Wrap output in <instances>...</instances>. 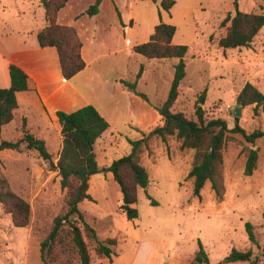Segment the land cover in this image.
<instances>
[{
    "label": "rangeland",
    "instance_id": "1",
    "mask_svg": "<svg viewBox=\"0 0 264 264\" xmlns=\"http://www.w3.org/2000/svg\"><path fill=\"white\" fill-rule=\"evenodd\" d=\"M36 1L30 13L35 18V24L42 27L43 7H38ZM175 1L172 20L162 10V0H101L98 17L86 14L96 0H68L59 19L63 24L88 33L89 37H85L86 58L95 53L116 51V54L102 60V66L93 68L98 75L93 88L91 85L88 88L90 104L108 105L107 102L114 99L116 93L114 79L124 76L134 82L143 66L137 90L144 93L148 101L130 92L132 109L141 116L140 125L148 132H141L143 135L161 126L163 120L156 107L167 99L174 65L178 60H149L121 49L125 46L124 23L130 27V20L134 19L136 25L133 32L136 34L133 37L138 38L136 42L142 43L146 34L161 23L159 11H163L165 23L178 28V36L183 38L184 45L191 48L185 57L186 77L173 111L182 112L188 119L196 121V102L207 90L203 105L206 118L224 119L229 129L239 125L247 133L264 131V113L255 116L254 106L241 105L242 116H235L239 106L237 96L247 83H252L264 93V28L249 48L224 50L218 47V40L227 32L221 24L228 16L236 14L235 0ZM16 2L18 8H24L27 1ZM238 7L245 13H262L264 0H238ZM15 8L13 0L0 2L3 42L14 52L38 45L36 37L23 36L16 31L24 30L26 24L25 20L13 18ZM96 25L98 29L93 33ZM101 83L103 85L99 87ZM2 86L3 83H0V88ZM40 127L39 133H42L47 150L52 155L53 165L25 145L18 150L0 152V180H6L10 189L31 206L29 225L17 228L0 204V264H41L40 243L50 232L55 217L66 210L67 191L61 188V177L55 170L63 138L58 124L52 120H42ZM25 128L31 133L27 123ZM39 133L35 125L31 134ZM23 135V119L17 114L14 121L5 130L3 128L0 142H16ZM35 138L38 139L37 136ZM128 140L113 133L100 141L96 153L99 166L106 168L114 160L128 155L131 152ZM150 144L142 164L148 166L150 181L154 180L147 193L157 204L153 205L140 189L139 217L128 222L120 209L119 184L111 173H102L105 187L100 190L93 188L90 194L93 201H85L80 206L86 222L95 228L99 239L115 238L118 241L114 248L117 254L122 248L136 252L141 245L137 262L147 257V264H189L199 250V243L208 253L210 264H224L233 249L251 250L255 257H259L257 264H264V138L252 145L241 134H229L223 150L225 192L222 197L216 195L209 182L203 188L201 197L193 196V180L187 177V171L193 165V150L182 149L181 143L174 137L169 138L166 144L159 138H153ZM249 149L258 150L259 155L252 175L245 174ZM167 155L170 159L175 157V163L172 159L168 163L174 166L175 172L170 173L166 168ZM154 165L158 167L153 169ZM247 223L254 226L255 243L249 239ZM90 249L93 264L108 261L97 257L94 244L90 243Z\"/></svg>",
    "mask_w": 264,
    "mask_h": 264
},
{
    "label": "trees",
    "instance_id": "2",
    "mask_svg": "<svg viewBox=\"0 0 264 264\" xmlns=\"http://www.w3.org/2000/svg\"><path fill=\"white\" fill-rule=\"evenodd\" d=\"M143 2L157 0H140ZM101 0L89 7L86 14L96 16L100 12ZM44 20L46 26L37 32V40L41 48H55L58 54L61 74L64 79L70 80L86 68L82 55L84 43L77 31L71 25L58 22V15L68 3V0H42ZM176 5L175 0H162L161 8L170 13ZM234 16H228L221 24L226 28V34L218 40V47L224 50L249 48L254 39L264 28V12L245 13L238 7L235 0ZM161 18V11H159ZM177 28L174 25L161 23L154 28L147 43L137 45L133 52L149 60L177 59L174 65V77L167 99L156 107L163 120V125L157 127L139 140L128 142L131 152L114 160L109 167L101 168L97 161L95 145L98 139L110 128L109 122L93 105L83 106L76 111L67 113L57 111L56 118L63 138L62 150L55 170L61 177V188L67 191L66 210L55 217L48 235L41 241L39 253L41 264H93L90 243L94 244V251L101 260L112 261L117 255L114 250L118 245L115 238L100 240L95 228L86 222L80 206L85 201H93L89 194L92 176L100 173H111L119 184L122 193L120 209L128 222L139 217L138 192L143 189L147 193L150 185V176L142 164V158L151 147L150 141L159 138L167 143L169 138H176L182 149L194 151L193 165L188 178L193 180V196L201 197L205 185L211 183L212 189L218 197L225 192L223 182L224 156L223 150L229 134L238 133L250 144L254 145L264 138L263 130L247 133L239 125L229 129L227 121L221 118L208 119L205 116L207 90L199 96L195 106L196 121L188 119L182 112H174L173 107L180 96V86L186 77L185 57L188 54L187 45H174L173 37ZM142 66L134 82L122 80L121 84L128 91L148 101V97L137 90L138 80L142 77ZM10 87L0 88V137L3 128L10 124L19 107L17 93L30 89L28 75L18 66L10 65ZM237 102L243 107L254 106L255 116L264 113V93L252 83H247L237 96ZM19 141H1L0 152L18 150L25 145L34 151L44 161L52 163V155L48 152L45 141L35 138L27 130ZM258 150L249 149L245 165V174L252 175L257 167ZM0 204L4 211L11 216L12 223L17 228H25L30 223V204L14 193L6 180H0ZM249 239L256 242L254 226L246 224ZM194 259L189 264H210L209 255L201 243ZM259 257H255L251 250L239 251L233 249L225 258L224 264L236 262H250L257 264Z\"/></svg>",
    "mask_w": 264,
    "mask_h": 264
},
{
    "label": "crops",
    "instance_id": "3",
    "mask_svg": "<svg viewBox=\"0 0 264 264\" xmlns=\"http://www.w3.org/2000/svg\"><path fill=\"white\" fill-rule=\"evenodd\" d=\"M1 1L4 0H0V2ZM13 1H14V6H16L14 10L15 14L13 15V18L25 20L24 22L26 24V28L24 30L22 31L16 30V31H18L20 35L23 36L30 35L36 37L37 39V32L46 26V22L44 20V9H43V16L40 18L43 26L38 27L35 24L34 16H32L30 13L35 5V0H26L27 1L26 5L23 4L24 8L21 7L18 8V4L16 0ZM36 4L38 5V7L42 6L40 0H37ZM3 8L5 7L3 6ZM191 11L193 12V10ZM3 12L5 13V11ZM172 14H173V8L170 11V13H168V16L173 20ZM98 15H96V17H98ZM133 20L134 19L130 20V27L127 25V23L123 24L124 25L123 38H124L125 46L121 50L124 52H129L130 54H132L133 48L135 46L140 45L142 43L143 44L147 43L150 40L151 35L154 33L155 26H157L156 24L153 30L147 33L146 37L143 39V41H141L142 43H140V42H136L138 40L137 37H133L136 34L133 32V28L136 25L135 23H133ZM161 21L165 23L163 11H161ZM58 22L60 24H63L59 19V15H58ZM2 24L3 23H0V58L2 60L0 62V83H3L2 86L3 88L10 87V83H11L10 75H9L10 65H16L20 67L28 75L30 89L26 92L17 93L19 107L15 113V117L17 114H20V117L23 119V122L26 121L27 127L31 133H33L35 125H37L38 133L40 132L41 129L40 125L42 120L43 121L52 120L57 123V118H56L57 111H64L67 113H71L83 106L92 105L90 104L92 103L90 102L91 93L88 92V88L90 85H91V89L93 88V86L95 85L94 79L98 75V72L94 71L93 68H95V66L98 65L102 66L101 64L102 60L112 56V54H116L115 50L110 54L104 51L100 53H95L93 56H87L86 58L85 50H87V47H86L85 37H89V36L87 32L84 33L81 29L76 28L84 43L82 55L86 62V68L72 79L66 80L63 78L61 74L58 54L55 48H51V47L41 48L38 43V45L36 46L34 45L32 48H26L27 50H17L14 52L10 50L3 42L2 37L4 36L2 33L3 32V29L1 27ZM63 25H67V24H63ZM97 29L98 26L97 25L94 26L93 33H95ZM172 43L174 45L186 44L183 42V38L178 36V28L173 37ZM190 51L191 48L189 47L188 53ZM122 80L129 81L124 76H118L117 78L114 79V86L116 93L114 99L109 100L107 102L108 105H101L98 102H96L97 104H95V106L93 105L110 124V128L98 139L95 145L96 153L100 141L105 140L107 136H111L113 133L122 135L124 138L127 137L131 140H139L143 137V133H148L140 125L141 116H139V114H136L132 109V103H131L132 97L130 96V91L124 88V86L121 84ZM140 80L141 78L138 80V83ZM98 85L100 87L103 84L101 83ZM137 89H138V85H137ZM162 125H163V121L161 122V126ZM6 127L7 125L4 127V130ZM34 136H37L38 139L44 141V137L42 136V133H39L38 135L35 134ZM166 157H167L165 159L166 168L170 173L175 172L174 166L168 164L172 162L171 159L175 163V157L171 156V159L169 158L168 155ZM144 167L148 171V166L145 163H144ZM156 167H158V165H154L153 169ZM189 172L190 170L188 169L187 175L189 174ZM101 176L102 173L92 176L90 180L89 194H91L93 188H95L96 190H100L103 187H105L106 184H103L102 181L103 179L101 178ZM152 180L153 179H151L150 181L149 187L151 186ZM119 198H122V193H119ZM139 246L140 247H138L135 250L136 252H128L122 248L120 249V252L113 258L112 261H107L102 264H147L148 262L147 257L142 258L141 259L142 262H137L139 258L140 250L142 248L141 245Z\"/></svg>",
    "mask_w": 264,
    "mask_h": 264
},
{
    "label": "water",
    "instance_id": "4",
    "mask_svg": "<svg viewBox=\"0 0 264 264\" xmlns=\"http://www.w3.org/2000/svg\"><path fill=\"white\" fill-rule=\"evenodd\" d=\"M238 107L236 108V110H235V116L237 117V118H239V117H241L242 116V109H241V104L240 103H238Z\"/></svg>",
    "mask_w": 264,
    "mask_h": 264
}]
</instances>
